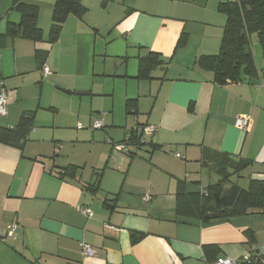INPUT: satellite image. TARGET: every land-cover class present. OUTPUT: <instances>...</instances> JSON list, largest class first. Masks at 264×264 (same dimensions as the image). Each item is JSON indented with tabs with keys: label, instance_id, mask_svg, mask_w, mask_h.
Segmentation results:
<instances>
[{
	"label": "crops",
	"instance_id": "obj_1",
	"mask_svg": "<svg viewBox=\"0 0 264 264\" xmlns=\"http://www.w3.org/2000/svg\"><path fill=\"white\" fill-rule=\"evenodd\" d=\"M55 1L25 0L39 8L43 36L35 41L23 35L14 0H0V80L8 103L0 126L13 128L34 114L22 149L0 143V264H210L243 259L263 245L262 211L201 218L221 213L204 202L210 175L221 179L205 151L249 163L230 180H264V57L257 39L254 77L242 73L239 82L219 85L197 64L220 53L226 17L218 7L232 0H82L87 13L70 16L51 43ZM149 53L163 65L151 80H138L139 60ZM63 95L76 119L83 105L89 123L103 111L114 142L144 126L157 131L144 134L145 144L133 145L131 154L114 151L104 135H78L73 142L91 148L72 161L44 147L57 137L43 133L56 127L50 114L57 115ZM242 115L252 119L250 132L235 126ZM180 190L189 194L182 203ZM81 244L94 256H84ZM208 246L217 251L206 255Z\"/></svg>",
	"mask_w": 264,
	"mask_h": 264
},
{
	"label": "trees",
	"instance_id": "obj_2",
	"mask_svg": "<svg viewBox=\"0 0 264 264\" xmlns=\"http://www.w3.org/2000/svg\"><path fill=\"white\" fill-rule=\"evenodd\" d=\"M14 8L21 13V28L23 35L35 41H41L43 32L38 26L39 8L25 3V0H14ZM218 10L226 17V25L221 41L220 53L216 56L201 57L197 64L199 67L212 71L215 81L219 85L239 82L241 74L249 77L257 75V66L252 50V38H256L261 47L264 57V0H232L220 3ZM87 8L82 0H56L52 11V25L49 33V41H58L63 26L70 16L82 18ZM40 58V54H38ZM163 65L161 56L149 53L139 60L138 80H151L152 72ZM131 101H129V104ZM34 120V114H27L22 117L19 124L13 128L0 126V143L17 146L20 149L21 142L25 140ZM134 145L140 147V136L137 131L130 135ZM131 154V153H130ZM207 164H211L214 170L220 175V180L209 187L204 193V202L213 203L216 212L223 208L221 195L223 188L231 183V177L243 172L249 167L246 161L235 160L227 154L207 150L203 156ZM68 171L75 170V166L66 168ZM64 170V168H63ZM234 175H232V172ZM58 175L64 176V172ZM61 176V177H62ZM189 194L180 190L178 192L179 203ZM258 210L264 212V180H253L247 189L240 190V193L231 210L220 213L221 217L232 215H243L249 211ZM207 213H202L204 218ZM209 221V220H206ZM134 242L138 238L134 237ZM211 251H217L215 246L205 248L206 255Z\"/></svg>",
	"mask_w": 264,
	"mask_h": 264
},
{
	"label": "rangeland",
	"instance_id": "obj_3",
	"mask_svg": "<svg viewBox=\"0 0 264 264\" xmlns=\"http://www.w3.org/2000/svg\"><path fill=\"white\" fill-rule=\"evenodd\" d=\"M118 96H119V90L117 88L116 95H115L116 102L118 100ZM60 100L61 101L58 103L59 106H57V108L59 109V112L57 113V115L50 114L51 118H56V122H55L56 127L51 128L47 131H44L43 133L44 139L51 138L52 134H56L57 137L55 138V140H50L51 143L49 144L45 142L44 147L49 148L51 150L53 149L55 151L61 150L64 157L67 156L68 154L70 160L79 161V160H82V158L88 153V150L91 147L87 143L73 142L77 139L76 137H78L79 135L81 138H85V137L88 138V135L99 136V134H101V136L104 135V138L106 137V139L105 140L103 139L104 141L100 140L99 142L100 144H102V141H103L110 148L114 149V151L124 154L123 152L119 151L115 147H112L111 144L109 143V141H112L113 144H118L122 142V141L114 142L112 139L107 137V132L110 130L109 127H105V128L103 127L97 130L91 129L92 126L96 123V121L93 123L91 122L89 123L86 118L82 117V115L85 116L88 113L87 112L88 106L83 105V107L86 109L82 110L81 111L82 115L79 114L78 118L76 119V116H74L73 112L71 113L70 111V105L67 102L69 100L68 96L63 95L61 96ZM104 100L108 105L112 102L110 98H105ZM74 111H76V113L78 114L80 111V106L78 105L77 107H75ZM93 115L97 116L99 120H102L105 114L102 111L99 113L94 112ZM118 129L122 130L123 128H118ZM46 141H49V140H46ZM42 146H43V143H42ZM212 180L219 181L218 178L214 174H211L209 180L206 182V185H211ZM231 181L234 184H236V186H238L239 188L246 189L248 187V181L246 178L235 177Z\"/></svg>",
	"mask_w": 264,
	"mask_h": 264
},
{
	"label": "built area",
	"instance_id": "obj_4",
	"mask_svg": "<svg viewBox=\"0 0 264 264\" xmlns=\"http://www.w3.org/2000/svg\"><path fill=\"white\" fill-rule=\"evenodd\" d=\"M52 75V72L49 68H43V76L44 78L49 77ZM7 89L3 83V81L0 80V116H6L8 114L7 110ZM235 126L244 131V132H250L251 127H252V119L249 115H242L236 119ZM104 127L103 120L97 121L93 126L92 130H97L101 129ZM157 131V128L152 127V126H144L141 127L138 130V135L140 136V142L141 144H145V140L143 138L144 134L151 135L154 134ZM112 147H115L119 151L125 153V154H130L131 153V148L134 145V142L132 141L131 137L125 138L124 141L118 143V144H113L112 141H109ZM179 157V155H177ZM151 198L150 196L146 195L142 198V201L144 203L150 202ZM84 215L88 217L93 216V212L89 208H84L81 210ZM106 228L109 230L113 231H118L117 228L106 225ZM15 229V226H11L9 228V231H12ZM82 251L84 256H94V250L92 247H90L87 244H81ZM210 264H264V244L260 246H256L251 250V253L246 256L243 259L240 260H234L231 258H218L216 261L210 263Z\"/></svg>",
	"mask_w": 264,
	"mask_h": 264
},
{
	"label": "water",
	"instance_id": "obj_5",
	"mask_svg": "<svg viewBox=\"0 0 264 264\" xmlns=\"http://www.w3.org/2000/svg\"><path fill=\"white\" fill-rule=\"evenodd\" d=\"M215 180H212V184H214ZM240 188L236 185H226L223 188L221 200L223 203L224 208L221 209V213L226 212V210H231L239 193ZM220 218V213L212 214V215H206L205 219H218Z\"/></svg>",
	"mask_w": 264,
	"mask_h": 264
}]
</instances>
